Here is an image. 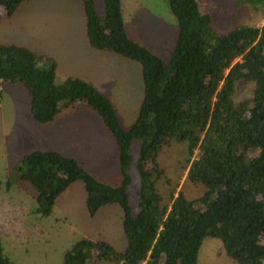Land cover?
Here are the masks:
<instances>
[{
    "label": "trees",
    "instance_id": "trees-1",
    "mask_svg": "<svg viewBox=\"0 0 264 264\" xmlns=\"http://www.w3.org/2000/svg\"><path fill=\"white\" fill-rule=\"evenodd\" d=\"M27 1L0 0V14L12 18ZM246 1L264 8V0ZM167 3L178 36L166 63L129 38L121 0H103L104 16L94 0H82L89 45L140 66L143 100L128 130L93 84L69 77L57 85L52 58L0 43V104L3 84L21 85L33 121L47 125L62 109L83 103L116 142L119 185L99 182L76 159L52 150L24 155L8 181V189L19 183L35 189L34 213L42 218L52 215L58 198L75 183L84 187L91 217L106 206L121 209L124 250L83 238L63 253L62 264H199L206 238L220 240L234 264H264V26H238L222 35L201 0ZM247 86L251 98L238 101ZM135 140H141L136 161L130 153ZM172 145L185 146L187 180L204 188L195 201L182 193L175 197L172 190L165 196L159 189L165 177L159 154ZM145 163L153 166L150 173L144 172ZM134 165L141 181L136 215L127 194ZM0 264H15L1 240Z\"/></svg>",
    "mask_w": 264,
    "mask_h": 264
},
{
    "label": "rangeland",
    "instance_id": "rangeland-1",
    "mask_svg": "<svg viewBox=\"0 0 264 264\" xmlns=\"http://www.w3.org/2000/svg\"><path fill=\"white\" fill-rule=\"evenodd\" d=\"M104 16L103 0H94ZM209 8L214 28L227 34L238 26H264V8L246 0H201ZM2 12V11H1ZM122 13L129 38L169 62L177 41L178 23L167 0H122ZM0 14V43L19 44L57 62L56 84L67 77L91 82L114 106L120 125L128 130L135 122L143 100V80L139 64L105 51L94 50L86 38L82 0H28L12 18ZM251 87L241 90L237 100L250 99ZM141 140H135L130 153L136 161ZM36 150L58 151L74 157L99 182L122 183L115 140L99 116L83 103L63 111L53 123L36 124L30 114V98L21 85H2L0 104V240L4 254L15 264H62V255L83 238L106 241L116 250L126 247L122 211L118 206L102 208L94 217L86 209V193L81 183L73 184L56 201L48 218L36 215L35 189L28 183L7 188L14 168L26 154ZM185 146L172 145L159 154L165 177L159 189L165 196L174 191L195 201L204 192L187 180ZM144 172L153 166L144 164ZM127 188L132 214L140 211L141 181L138 169L131 167ZM16 176V175H15ZM14 176V178H15ZM199 210L203 206L195 204ZM199 264H234L225 254L222 242L206 238L198 253ZM94 264H106L94 262Z\"/></svg>",
    "mask_w": 264,
    "mask_h": 264
},
{
    "label": "crops",
    "instance_id": "crops-1",
    "mask_svg": "<svg viewBox=\"0 0 264 264\" xmlns=\"http://www.w3.org/2000/svg\"><path fill=\"white\" fill-rule=\"evenodd\" d=\"M122 1V0H121ZM83 6V5H82ZM19 10V9H18ZM17 13V12H16ZM123 14V13H122ZM126 30H127V28H126ZM86 38H87V36H86ZM87 42H88V40H87ZM88 44H89V42H88ZM10 45V44H9ZM13 45H17V46H20L19 44H13ZM21 46H23V45H21ZM23 47H26V46H23ZM91 47V46H90ZM26 48H28V49H30V50H32V51H36V50H33V49H31V48H29V47H26ZM92 48V47H91ZM95 50V49H94ZM37 53H38V51H36ZM109 53V52H108ZM39 54V53H38ZM40 55V54H39ZM41 56H44V57H48V56H45V55H41ZM51 58V57H50ZM54 61H56L54 58H52ZM56 64H57V62H56ZM67 78H69V77H67ZM66 78V79H67ZM73 78H77V77H73ZM79 79H82V80H85V79H83V78H79ZM85 81H87V80H85ZM89 82V81H88ZM89 83H91V82H89ZM92 84V83H91ZM75 107H73V108H68V109H62V111L58 114V116L63 112V111H65V110H69V109H74ZM57 116V117H58ZM56 117V118H57ZM55 121V120H54ZM53 121V122H54ZM52 122V123H53ZM51 124V123H50ZM58 152V151H57ZM65 156V155H64ZM67 156V155H66ZM70 158H74V157H70ZM84 188V187H83Z\"/></svg>",
    "mask_w": 264,
    "mask_h": 264
}]
</instances>
